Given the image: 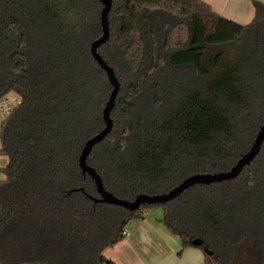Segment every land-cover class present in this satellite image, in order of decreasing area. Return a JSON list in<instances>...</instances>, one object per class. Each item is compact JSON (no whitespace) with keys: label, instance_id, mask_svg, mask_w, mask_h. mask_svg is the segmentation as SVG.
<instances>
[{"label":"trees","instance_id":"1","mask_svg":"<svg viewBox=\"0 0 264 264\" xmlns=\"http://www.w3.org/2000/svg\"><path fill=\"white\" fill-rule=\"evenodd\" d=\"M240 25L200 0H111L96 52L119 83L110 132L86 158L120 200L228 171L264 121V4ZM100 0H0V264H112L103 251L151 207L204 264H264V140L231 180L137 210L101 201L78 158L112 85L91 54ZM200 238L202 246L192 240ZM203 247L212 251L205 254Z\"/></svg>","mask_w":264,"mask_h":264},{"label":"crops","instance_id":"2","mask_svg":"<svg viewBox=\"0 0 264 264\" xmlns=\"http://www.w3.org/2000/svg\"><path fill=\"white\" fill-rule=\"evenodd\" d=\"M219 16L240 25L254 18L252 0H200ZM264 4V0H256ZM144 217L130 222L128 235L103 251L112 264H204L203 253L197 248H184L180 240L161 223V217Z\"/></svg>","mask_w":264,"mask_h":264},{"label":"water","instance_id":"3","mask_svg":"<svg viewBox=\"0 0 264 264\" xmlns=\"http://www.w3.org/2000/svg\"><path fill=\"white\" fill-rule=\"evenodd\" d=\"M100 2L102 3L103 6L100 14L102 35L91 44L90 50L95 61L101 66V68H103L106 71L107 76L109 78V82L113 88L109 95V99L106 102L105 107L103 109V120L105 122V126L96 135H94L85 142L81 150L80 156L78 158V164L81 169V172L83 174L87 173L93 179L96 185L97 192L100 196L99 199H93V201H101L109 204H114V205L122 206L127 210L134 211L137 210L142 204L165 203L171 199H174L185 189H187L190 186H193L194 184H210L214 182H223L234 179L240 173L242 168L245 165L249 164L258 154L260 146L264 140V121L262 125L259 127V130L249 150L246 153H244L228 171L218 172L213 174L191 175L185 178L181 183H179L177 186H175L165 194L152 195V196L140 194L137 195L132 201L117 199L112 194L104 190L100 177L96 174L95 170L90 166H88L86 163V158L91 152L93 146L99 143L101 140H103L104 137L110 132L112 128V122L109 118V113L113 107L114 98L116 96L119 87V83L115 78L113 70L102 60V58L96 52L97 47L100 44L104 43L108 37L107 14L111 6V0H100ZM192 244L194 246H202L203 241L200 238H195L192 240ZM203 251L205 254L208 255L212 254V251L208 250V248L206 247H203Z\"/></svg>","mask_w":264,"mask_h":264},{"label":"built area","instance_id":"4","mask_svg":"<svg viewBox=\"0 0 264 264\" xmlns=\"http://www.w3.org/2000/svg\"><path fill=\"white\" fill-rule=\"evenodd\" d=\"M20 104L21 97L14 92H8L0 97V127L3 121L13 115ZM122 235L126 237L128 232L124 229Z\"/></svg>","mask_w":264,"mask_h":264},{"label":"rangeland","instance_id":"5","mask_svg":"<svg viewBox=\"0 0 264 264\" xmlns=\"http://www.w3.org/2000/svg\"><path fill=\"white\" fill-rule=\"evenodd\" d=\"M0 150H1V145H0ZM7 165V159L5 156H3L1 153H0V170L2 168H5ZM5 180V176L4 174L0 171V182ZM148 213H149V216L151 218H156L157 215H159L158 217H161L162 218V209L158 206H155V207H151L149 208L148 210Z\"/></svg>","mask_w":264,"mask_h":264}]
</instances>
